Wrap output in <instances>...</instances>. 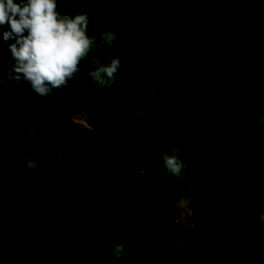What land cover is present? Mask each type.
<instances>
[{
	"label": "trees",
	"instance_id": "1",
	"mask_svg": "<svg viewBox=\"0 0 264 264\" xmlns=\"http://www.w3.org/2000/svg\"><path fill=\"white\" fill-rule=\"evenodd\" d=\"M161 1L141 0L126 12L94 6L107 20L100 29L88 26L97 43L102 32L116 33L113 47L120 67L130 50L126 40L136 48L131 55L136 72L125 71L122 77L128 76L136 90L155 95L163 87L178 89L172 103L162 105L158 98L159 105H150L155 108L151 116L133 117L129 101L110 97L111 84L100 89L83 78L107 62L112 55L107 46L93 48L100 61L93 66L83 60L81 73L53 96L41 98L27 84H0V264H50L62 249L83 255L90 264H106L104 257L120 243V232L131 238L125 247L134 252H125L119 264H246L251 253L258 263L263 260L264 225L249 220L264 209L250 211L246 204H258L253 193L264 187V128L258 122L264 114V64L256 68L242 61L244 78L252 79L244 88L237 85L244 78L223 83L215 66L226 46L212 59L217 41L208 34L214 25L203 14L215 0H175L156 13ZM57 4L67 14L83 8L82 0ZM245 5L257 29L236 38L241 45L264 38V0H244L240 15ZM218 26L222 30V23ZM6 30L0 28V76L12 63L7 45L14 41L3 40ZM176 70L189 71L188 82L178 84ZM162 110H181L174 116L182 123L176 147L168 144L174 133L166 130L170 124L159 115ZM83 111L88 126L75 122ZM45 137L50 139L46 145ZM29 149L36 153L33 171L22 167ZM58 149L63 150L60 157ZM173 149L188 165L180 180L161 164V154ZM201 178L207 185L203 203L191 200L192 230L179 225L170 209Z\"/></svg>",
	"mask_w": 264,
	"mask_h": 264
},
{
	"label": "clouds",
	"instance_id": "2",
	"mask_svg": "<svg viewBox=\"0 0 264 264\" xmlns=\"http://www.w3.org/2000/svg\"><path fill=\"white\" fill-rule=\"evenodd\" d=\"M90 23L87 14L61 13L57 0H0V28H7L3 32V40L14 41L7 45L12 63L4 69L0 84L10 81L12 88L27 84L41 98L53 96L55 90L67 88L81 73L79 65L93 48L107 46V51L112 53L107 62L88 71L83 78L90 79L100 89L110 85L121 66L120 57L113 47L117 35L113 31H104L97 43L96 38L88 34ZM258 122L264 128V114L258 116ZM178 151L173 149L171 154L167 151L161 154L164 172L176 180L188 171V165L177 155ZM62 154L63 150L58 149L57 155ZM24 159L26 168L38 167L31 157ZM206 185L205 178L189 185L186 193L190 195L177 197L170 210L190 205L193 199L203 203L202 189ZM249 222L255 226L264 225V210L251 216ZM126 243L121 241L114 245L111 256L104 257L106 264H119L125 252H134L133 248L125 247ZM246 264H258L257 254L251 253Z\"/></svg>",
	"mask_w": 264,
	"mask_h": 264
},
{
	"label": "rangeland",
	"instance_id": "3",
	"mask_svg": "<svg viewBox=\"0 0 264 264\" xmlns=\"http://www.w3.org/2000/svg\"><path fill=\"white\" fill-rule=\"evenodd\" d=\"M139 1L141 0H82L83 8L80 11V13L87 14L91 23L90 25L96 29H100L104 22L107 20V18L100 13L97 15V12L93 10L94 6H109L111 5V11L116 12L117 10L127 11L130 9H135ZM157 1V0H153ZM175 0H162L160 3H157L155 12L159 13L163 9L172 6L175 2ZM244 0H237V1H229V0H215V5H212V8L210 10H204L203 14L212 20L213 25L209 27V30L212 34H208L212 37V39L216 40L214 47V55L213 58H217L220 56V52L218 49H221L222 45L226 46V50L224 53H222V58L218 65L215 66V73L222 79L223 83H231L232 80H241L244 78V76L247 74V66L245 68L242 67V61L244 60L247 65H253L256 66V68L260 67L262 64H264V38L262 37H253L250 42L241 45L237 44L235 39L241 38L243 36V32L245 30H248L249 32L257 29L256 24L253 22V20L250 18L248 14V7L245 5V7L242 9L241 15L238 13L240 10V4ZM118 2H121V8ZM191 6V5H190ZM188 6L184 13L186 15L189 14V8ZM210 6V5H209ZM197 12V11H196ZM167 15V13H165ZM126 17L123 16V20H125ZM222 23L223 28L222 30L219 28L218 25ZM122 24V22L118 23V26ZM90 27V28H92ZM194 28V27H191ZM190 28V29H191ZM188 29V31L190 30ZM236 33V35H231L227 31ZM234 36V37H233ZM126 44L129 46L130 50H127L125 52L127 57H130L133 55L134 47L129 44V41L126 40ZM210 51V49H207ZM236 51H239L238 53ZM203 54L206 56H209L208 51H203ZM197 55H199L197 53ZM125 61L127 62L124 66L120 67L118 73L115 76L114 82L111 83V87L113 91L110 94V97H117L119 101H129L131 105L130 111L133 112L132 116L135 118H138L142 120V117L145 116H151L155 113V108L152 109L149 107L150 105H153V103H156L159 105V102L157 99H162L163 104L167 105L172 103V93L175 95L178 93V89L176 88L175 91L169 90L167 88H162V93L159 94H152L148 90H139L133 87L131 84V81L129 80V77L126 76L125 79L122 77L125 76V71H128V73L136 72V67L132 65V56ZM100 54L96 53L93 49L89 52L87 58L84 60L88 62L90 65H96L100 61ZM200 59V58H199ZM105 63V62H103ZM130 70V71H129ZM191 77V74L189 71L186 70H176L174 72V78L178 80V84H183L188 82L189 78ZM252 79L250 76H247L243 80L239 81L237 85L240 88H244L248 83H250ZM130 83V84H128ZM201 84V83H200ZM181 87V85H180ZM203 89V88H202ZM204 90V89H203ZM147 91V92H145ZM203 93H208L206 90L202 91ZM154 112V113H153ZM181 113V110H175V111H160L159 115L162 117H165V122L167 124H170L166 129L169 134L174 133V136L169 138L168 144L171 146L176 147V144L180 142L181 134L178 130V126L182 125L181 122H179V117L174 118V116ZM154 118V117H153ZM75 122L78 124L87 125V117L86 114H82L78 118H75ZM152 127H156L154 124V121L150 120ZM191 125V122L186 123L185 126ZM176 126V128H174ZM175 129V130H174ZM53 139H57L55 135L52 136ZM179 137V138H177ZM47 143H50V139L45 137V145ZM0 158H3L2 155H0ZM36 156V153L34 150L29 149V157L33 159ZM60 157L61 155H57ZM4 157H7V154H4ZM195 156L192 155L191 159H194ZM15 162V159H13V163ZM25 167V166H22ZM3 168L4 173V166L0 167V173ZM33 171L32 169H30ZM254 198L256 201H258V204L254 202H247L246 207L250 211H254L256 208L261 207L264 209V187L258 188V190L253 193ZM241 207H243V200H241ZM193 217V208L189 205V212L186 214V220L187 223L181 222L179 225L182 224L183 227L187 228L189 226V221L192 220ZM192 230L194 228H191ZM13 233H16V230H13ZM119 236L121 237V241H127L126 245L129 246V241L131 240L130 237H128L124 232H120ZM260 236H262V239L264 240V229H261ZM182 246H178V248H182ZM176 250V249H175ZM177 253H180V251L176 250ZM147 254V253H146ZM50 264H90V260H87L83 255L81 254H70L62 249L60 258H53L50 261ZM258 264H264V258L263 260Z\"/></svg>",
	"mask_w": 264,
	"mask_h": 264
},
{
	"label": "built area",
	"instance_id": "4",
	"mask_svg": "<svg viewBox=\"0 0 264 264\" xmlns=\"http://www.w3.org/2000/svg\"><path fill=\"white\" fill-rule=\"evenodd\" d=\"M82 114H79L76 118H78L79 116H81ZM76 121V120H75ZM175 211V219H176V222L177 223H181L184 221V223H187V220H186V214L187 212H189V205L187 206H184V207H181V208H178V209H175L173 210ZM189 226L191 228H194V223L193 221H189Z\"/></svg>",
	"mask_w": 264,
	"mask_h": 264
},
{
	"label": "crops",
	"instance_id": "5",
	"mask_svg": "<svg viewBox=\"0 0 264 264\" xmlns=\"http://www.w3.org/2000/svg\"><path fill=\"white\" fill-rule=\"evenodd\" d=\"M180 144V142L178 144H176V146H178ZM195 159V158H194Z\"/></svg>",
	"mask_w": 264,
	"mask_h": 264
}]
</instances>
